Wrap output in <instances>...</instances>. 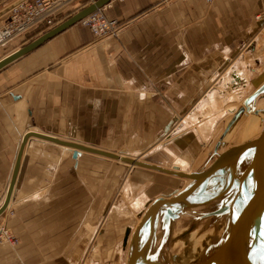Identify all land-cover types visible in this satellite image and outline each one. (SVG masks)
<instances>
[{
    "label": "crops",
    "instance_id": "1",
    "mask_svg": "<svg viewBox=\"0 0 264 264\" xmlns=\"http://www.w3.org/2000/svg\"><path fill=\"white\" fill-rule=\"evenodd\" d=\"M5 1L1 11L12 3V0ZM91 1H73L53 24L16 41L19 43L0 57ZM102 8L108 17L118 19L121 24L116 35L94 34L80 19L0 68V204L12 177L22 136L29 129L137 158L147 153L143 151L150 150L154 139L169 132L166 138L173 139L170 141L175 148L159 143L155 151L164 150L165 156H171L168 160L173 161V165L183 160L188 167L200 147L198 136L208 142L211 135L212 122L201 123V108L218 103L222 107L217 110H222L225 99L221 95L225 88L231 87L230 74H244L236 63L243 61L242 48L254 36L259 20H263L264 0H212L211 3L205 0H109ZM1 11L0 25L9 16L4 17L7 12L1 14ZM243 40L242 48L235 53L233 49ZM231 56L236 58L230 63ZM227 63L222 75L216 76ZM246 65L247 69L255 70ZM216 77L223 87L217 84L204 93L207 83ZM234 80L237 84L241 79L236 75ZM239 86L236 90L240 91ZM202 88L203 92L198 95ZM235 92L228 96L233 99L231 105L238 97ZM206 98L208 102H202ZM170 105H185L183 114L163 118L160 108ZM156 108L161 113L156 119L161 121L157 132ZM197 122L201 124L198 126ZM185 124H192L189 131ZM182 130L185 131L179 135ZM186 154H189L188 159L183 156ZM99 155L103 154L29 135L9 204L0 213V219H5L16 234L26 239L34 235L30 229L35 228L43 230L41 235L45 238L81 236L80 215L89 218L92 205L84 204L80 214L78 194H85V201L86 195H91V160ZM134 173L143 174L137 168ZM143 202V198H138L130 208L115 207L119 213L129 214ZM110 204V200L106 201L102 212L110 208ZM97 230L109 240L113 239L104 223ZM206 238L196 246V252L192 246L187 253L185 249L176 251L180 264L204 262L205 252L211 246L210 229L204 240ZM129 244L130 240L127 251ZM188 253L191 259L184 261ZM19 260L18 254L10 252L8 242H0V264H19Z\"/></svg>",
    "mask_w": 264,
    "mask_h": 264
},
{
    "label": "rangeland",
    "instance_id": "2",
    "mask_svg": "<svg viewBox=\"0 0 264 264\" xmlns=\"http://www.w3.org/2000/svg\"><path fill=\"white\" fill-rule=\"evenodd\" d=\"M4 1L5 0H0V7H4L3 4H5L6 2ZM13 1L15 0H12L10 2ZM69 4L61 8L51 24H53L62 14L65 13V10ZM7 15H9V11L5 13L4 17H7ZM261 15L264 20V13H262ZM263 20H261L262 22H260L259 20V26L257 27L256 32L253 34L254 36L250 41L247 42V44H245V46H243V48L242 44L244 43V40L241 45L238 44L237 47L233 49L234 52L237 53L239 52L240 48H242V56L244 57H241V60L243 61H237L239 63H236V65L239 69L242 70L245 76H247V73H249L248 76L250 77V80H252L250 82H246L247 79L246 81L244 79L245 85L239 86L240 91L234 88V90L228 89L229 87L225 88L224 94L222 93L221 95L222 98L225 99L223 100L224 106L222 110L218 111L217 109H214L209 113L208 116L202 117L201 123H209L210 121L212 122L211 135L209 136L210 139L208 142H205L204 138L200 139L198 136L199 142L197 144H199L200 147L196 151L194 161H192V163L187 167V171L189 172L204 169L205 167L210 165L216 159V157L221 154V152L230 147V145L239 144L245 142L246 140L253 139L259 134V129H261V125L263 124L264 120V93L261 94L258 99H256L257 94L252 95V93L264 84ZM47 25L49 24L42 22L40 24H37L34 28L28 30L27 32L15 36L16 38H11L10 40H8L7 45L0 43V55L3 52L8 51V49H10L11 47L17 45L19 42H17L16 44V41H22L23 39L28 38L29 36L37 32V30L42 29ZM231 57L233 58V56ZM232 58L229 59L230 63L236 57H234L233 59ZM243 63L247 64L248 66H252L253 68H255V70L252 71L250 69H247V67H244L245 64ZM223 67H228V63L225 66L221 67L220 73L216 74V76L222 75L224 71L222 70ZM217 79L218 77L207 83L208 89L206 88L207 86L204 87L206 88L204 93L208 92L214 85L219 84V79ZM219 85V87H223L222 83H220ZM204 88H202L198 95L203 92ZM234 92L237 93L238 97L237 100H234L233 104L231 105L230 101L233 99L228 96H231L232 94H234ZM261 92L262 91H260V93ZM248 96H250L248 100L250 109L247 110V112L240 109L237 111V113L235 114V118L238 120L226 134L227 128L225 126L228 123L229 118L232 116L230 110H234L239 106H243ZM208 100L209 99L206 98L203 99L202 102H208ZM185 105H170L169 107H161L160 110L164 112L162 113V117L164 118L167 115L171 117V115L175 113H178L179 115L183 114L182 112L184 111L182 109L185 108ZM189 105L190 104H188L187 107ZM155 111L154 126L155 131L156 129L158 131L161 126V121L158 122L156 119L160 118L158 115L161 113L158 108H156ZM201 123L197 122V125ZM191 125L192 124H185V127L188 131L190 130L189 126ZM256 126L258 128H256ZM185 130L179 131V135ZM167 134H169V132H166L164 137L158 138L157 140L154 139L155 142L148 148L150 150L143 151L147 153H144V155L139 157V159H145L147 161L160 163L161 165L172 169L173 161L170 162L168 159H166L167 156H165L164 150L155 151V148L159 143H164L165 145L167 144L175 148V145L172 144V141H170V139H173L166 138ZM189 134L192 136V138H194L193 134ZM177 135L172 137L175 138ZM225 137L226 139L224 140ZM220 144H223V146L220 147ZM217 146L219 147V153H217ZM99 156H95L98 158L91 160V167L93 171L91 180L93 190L91 191V195L90 193H88V195H86L87 197L85 201V194H82L80 192L78 194L80 214L83 210L84 204L86 205V203H89V205H92L89 211V218H86V216H82V214L80 215L81 236L63 237L62 235V237L58 238H45L44 235H41V232L43 230L41 231V229L35 228L30 229V232H34V235L32 233L26 239V237H21L20 235L16 234L15 230H12L11 226L5 219H0V221H4L11 229V231L14 232L18 237L17 242L14 244L8 241L5 242H8L11 253H16L20 256L21 260L18 261L19 264H127L128 251L125 239L130 234L131 230L134 229L137 222L140 220V217L143 214L144 210L148 207L150 202L153 201L155 197L159 196L160 194L165 196L172 195L173 193L187 186L189 181H187L183 177H177L176 175L172 176L164 173L160 169L157 170L148 167H132L129 164L127 165L123 160L119 161L117 158H111L110 156L105 155ZM129 166L133 168L131 169V171L130 169L128 170ZM242 167L243 165L239 170H241ZM135 168H137L138 171H142L143 174L139 175L138 173H134ZM232 195L233 193L227 194L223 199L222 196H220L213 201L203 202V204L199 205L178 206L174 209V215L166 212L163 209H159V214L157 216L154 227V234L151 238V243L147 247V255L149 257L159 259L160 261L167 259L166 256H168L169 254H171V257H173L172 255L175 253V251H177L178 253L179 250L183 248L184 236L186 235L184 234V232L185 229L189 228H198L197 233L193 238V241H195L193 245L194 247L192 245H189L192 246L193 252L198 251L196 246L207 240V238L204 240V236L207 234L206 229H208V227L203 226L204 223H206V218L208 216L210 217V221L208 223L211 224L214 219L223 215L224 213H222L221 211H217V208H222L226 205H230L233 197ZM204 196L202 195V197ZM138 198L139 200L143 198L145 204L144 208H141V206H139L138 209L134 208L133 212L125 214L119 213L115 207L116 205L120 206L121 208L123 206H125V208H130L132 205L131 203L138 201ZM108 200H110L111 206L110 208L106 207L102 212L103 204ZM107 211L110 212L104 214ZM86 220L89 222H87ZM84 221H86V223H84ZM103 223L104 226L108 227V234H110L113 239L109 240L108 236H106L102 231L99 232L97 230V228L100 227ZM123 227L125 229L124 233L122 232ZM147 233L148 228L145 227V231L143 232L141 238L142 240L145 238ZM182 233L183 237H180V243L175 246L171 245L174 243L173 240H175V238ZM121 236H123L122 245L120 243ZM108 243L112 246L109 247ZM138 264L149 263L139 262Z\"/></svg>",
    "mask_w": 264,
    "mask_h": 264
},
{
    "label": "water",
    "instance_id": "3",
    "mask_svg": "<svg viewBox=\"0 0 264 264\" xmlns=\"http://www.w3.org/2000/svg\"><path fill=\"white\" fill-rule=\"evenodd\" d=\"M18 1L20 0L13 1L11 4L5 7V10H7L8 7L12 6ZM107 2H109V0H93L90 3L80 7L79 10L65 17L64 20L51 26L50 29L38 34L37 37L23 44V46L15 48L12 51L8 52V54L1 56L0 68L8 64V62L18 58L19 56H22L24 53L36 48L43 41L51 37V35L65 29L68 25L80 21L81 18L93 12L94 9L103 6ZM262 89H264V84L261 87H259L256 92ZM249 98L250 96H248L245 101L247 107H248ZM31 134L37 136H43L45 138L51 139L53 141H58L66 145H71L75 147V149H83V150L86 149L113 158L114 157L120 158L124 161L127 162L129 161L137 165H141V166L145 165L153 169H161L170 173L174 172L179 175L189 176L192 178L191 182H189L187 186L173 193L172 195L165 196L160 194L159 196L155 197L154 200L151 202V204L145 209V211L143 212L144 214L137 222V224L134 227V230L132 231L128 255H127L128 258L127 264H138L139 262L149 263V264H170L164 260L160 261L159 259L149 257L146 252L147 247L151 243L150 241L154 234L155 222L159 214L158 211L160 207L164 204H173L174 202L176 203L178 202L182 205H188L189 203H192L191 201L188 200V195L191 192L199 189L200 187H201L200 188L201 191L203 187L202 184L211 174L216 172V170L218 169L224 170L226 168L225 166H227L233 158L238 157L239 155L244 153L245 149L247 148H251L252 153L245 161L240 172L237 174V176L234 179L235 187L232 195L233 196L232 200L230 202V205L228 206V220L226 224L227 227L220 238L221 241L219 242V245L216 248L215 253L212 254L210 257H208L204 262L200 264L217 263V261L219 262V260H222L220 255L222 253L223 254L226 253L227 255L226 258L228 260L231 261L234 259L233 253H236V250L238 251V249L240 250L243 239L240 237L234 238L233 235L236 233L237 223H239L240 225H244L243 214H245V217L249 225H255L253 227V231L257 233L259 230V225L257 224L258 222L256 221V216H257L256 214L264 213L263 212L264 211V120L258 136H256L253 139L246 140L245 142L239 144L230 145V147L226 148L223 152H221V154H219V156H217L216 159L210 165L202 169V171H193V172H185L183 170H178L173 168L171 169L161 165L160 163L157 164L155 162L147 161L145 159L141 160L137 157L122 155L117 151L114 150L111 151L102 148L100 146L96 147L94 145H90L87 143H80L76 140L64 139L57 135L49 134L44 131L29 129L22 136L20 146L15 157L16 160L11 173L12 177L7 185L6 195L0 204V213L9 204L8 202L12 195L13 186L16 177L18 175L17 172L20 166V162H21L20 158L25 146V142L28 136ZM76 151L77 150H75V154ZM226 191H227V187L225 190L223 188L217 191V193L205 197L201 203L215 200L218 197H220L222 194H224ZM257 196L260 197L257 198ZM253 197L260 199L261 207L260 209L258 208V210L257 207H255V210L250 208L249 202ZM166 211L172 215H174L175 213L170 207H167ZM145 227L148 228V233L146 234L145 238L142 240L141 238L143 232L145 231ZM225 263L230 264V262H225Z\"/></svg>",
    "mask_w": 264,
    "mask_h": 264
},
{
    "label": "bare ground",
    "instance_id": "4",
    "mask_svg": "<svg viewBox=\"0 0 264 264\" xmlns=\"http://www.w3.org/2000/svg\"><path fill=\"white\" fill-rule=\"evenodd\" d=\"M9 9V7L7 8V10H2L1 11V14L7 12ZM10 40V39H8ZM8 40L6 41H3L2 43L3 44H6L8 42ZM240 70V69H239ZM242 71V70H241ZM249 74V73H247ZM239 76V78L241 79L239 81V83L235 84V80H234V76ZM245 75L242 74L240 75L238 72L236 73H232L230 74V89H233L234 86L235 89H238L237 85L241 86V85H244V82L246 81L247 77L249 78V76H246L244 77ZM244 77V78H243ZM245 79V81H244ZM252 80V79H251ZM250 79H247L246 82H250L251 81ZM249 84V83H248ZM247 85V84H246ZM245 89V88H244ZM234 90V89H233ZM257 91V90H256ZM254 92L252 93V95L254 94H257L256 95V99H258V97L263 94L264 92V89L262 90H259L258 92ZM260 91H262L260 93ZM215 96V95H214ZM234 98V97H233ZM216 100V99H215ZM214 100V101H215ZM219 107H222L220 104L218 103H213L211 104V106H208V105H204L202 108H201V113L204 115H209V113L211 111H213L214 109H217ZM248 107L249 104H248ZM246 106V102L243 106H239L237 107L235 110H231V113H232V116L229 118V121L228 123L226 124V134L230 131V129L232 128V126L235 124V122L238 120L236 119L235 117V114L237 113V111L240 109V110H243L245 112H247V110H249L250 108H248ZM199 111V110H198ZM239 113V112H238ZM249 113V112H248ZM257 113H260V112H257ZM202 116V115H201ZM200 116V117H201ZM225 134V136H226ZM226 139V137L224 138V140ZM223 142V141H222ZM219 146V145H218ZM217 146V150H218V147ZM223 146V144H220V147ZM216 150V151H217ZM219 153V150L218 152ZM251 148H247L245 149L244 153H242L241 155H239L238 157H235L233 158L230 163L225 166L226 168L223 170V169H218L216 170V172H214L213 174H211L206 180L205 182L202 184V190L200 191V188L191 192L189 195H188V200L191 201L192 203H189L188 205H199V204H203L201 203L202 200L207 197V196H210V195H213L215 193H217V191L221 190L224 188V190L226 189L227 187V191L222 194V199L226 197L227 194H231L233 193L234 191V187H235V177L237 176V174L240 172V167L245 163L244 161H246L248 159V157L250 156L251 154ZM122 155H125V154H122ZM187 158V156H189V154L187 155H183ZM171 156L167 155L166 159L170 158ZM113 158V157H111ZM116 158V157H115ZM184 158V157H183ZM119 161L122 159L120 158H117ZM124 161V160H123ZM125 163L127 164H130V165H133L135 167L139 166V167H147L145 165L141 166V165H137V164H134V163H131V162H127V161H124ZM244 162V163H243ZM186 163L185 161L181 160V163L180 164H176V165H173V169H178V170H183L185 172H189L186 170V165L184 164ZM243 163V164H242ZM150 168V167H148ZM153 169V168H151ZM158 170V169H157ZM161 170V169H160ZM164 173H167V174H170V175H176L177 177H183L184 179H186L189 182H191L192 178L189 177V176H182V175H179L177 173H170V172H167V171H164L162 170ZM198 171H202V170H198ZM232 182V183H231ZM215 188V189H214ZM229 188V189H228ZM200 192H199V191ZM206 195L204 197H202V195ZM200 195V196H199ZM260 196H257V198H259ZM256 197H253L251 199V201L249 202L250 204V208H252L253 210H255V207H257V210L258 208L260 209V199H257ZM154 200V199H153ZM213 201V200H211ZM152 202V201H151ZM150 202V204H151ZM143 205L141 206V208L145 206L144 202L142 203ZM149 204V205H150ZM148 205V206H149ZM182 204L180 203H176L174 202L173 204H164L160 207V209H163L166 211V208L167 207H170L173 211L176 207L178 206H181ZM188 205H185V206H188ZM228 206L229 205H226L222 208H217V211H221L222 213H224L223 215L219 216L218 218L214 219L211 224L208 223L210 221V217L208 216L206 218V223H204V227H208V229H206L207 233L209 232V227H210V231H211V246H209V250L207 251V253L205 252V255L206 257L204 258V261L207 259V257H210L212 254L215 253L216 251V248L218 247L219 245V242L221 241L220 238L221 236L223 235L226 227H227V220H228ZM186 208V207H185ZM248 208V207H247ZM4 211V210H3ZM145 211V210H144ZM183 211V209H182ZM167 212V211H166ZM226 212V213H225ZM264 212V211H263ZM144 214V213H143ZM142 214V215H143ZM141 215V217H142ZM256 221L258 222L257 224L259 225V230L257 233H255L253 231V227L255 225H249L248 224V221L245 217V214H243V217H244V225H240L239 223H237L236 225V233L233 235L234 238H242V243H241V247H240V250L238 249V251L236 250V253H233L234 254V259L233 260H228L226 257V253L225 254H220L221 255V258L222 260H219V262L217 261V263H208V264H227L225 262H230V264H264V213H261V214H256ZM140 217V218H141ZM177 219V218H176ZM194 219V218H193ZM156 223V222H155ZM194 226V225H192ZM203 227V228H204ZM244 228V229H243ZM197 229L198 228H189V229H185L186 231V240H184V243H183V248H181V250L185 249V253L189 252V248L190 246L189 245H194V242L193 241V238L195 237V234L197 233ZM179 231V230H178ZM180 233V232H179ZM131 233L128 235V238L126 240V243L128 245V242L129 240L131 239ZM181 237V234L178 235L175 240H173V246L175 245H178L177 244V239H179ZM232 237V239H233ZM190 240H192L190 242ZM190 243H189V242ZM130 245V244H129ZM194 247V246H193ZM173 254V253H172ZM190 253L186 254L185 255V258H184V261L186 260H189L191 259V256L189 255ZM173 257H171V254H169L167 257V259H164V261L170 263V264H180V261H178L177 259V253L175 251V253L172 255ZM225 258V259H224ZM128 259V258H127ZM177 261V263H174L172 261ZM190 261V260H189ZM225 261V262H224ZM233 261V262H232ZM182 263V262H181ZM184 263V262H183ZM182 263V264H183Z\"/></svg>",
    "mask_w": 264,
    "mask_h": 264
},
{
    "label": "built area",
    "instance_id": "5",
    "mask_svg": "<svg viewBox=\"0 0 264 264\" xmlns=\"http://www.w3.org/2000/svg\"><path fill=\"white\" fill-rule=\"evenodd\" d=\"M73 1L75 0H20L16 2L9 7V16L0 25V43L27 32L42 22L51 25L61 8ZM205 1L211 3L212 0ZM259 15L260 13L257 14ZM81 20L89 25L93 33L97 35H116L121 28L118 19L108 17L102 6L94 9ZM17 240V235L4 221H0V242L8 241L14 244Z\"/></svg>",
    "mask_w": 264,
    "mask_h": 264
}]
</instances>
